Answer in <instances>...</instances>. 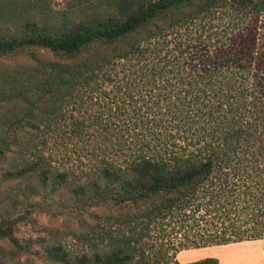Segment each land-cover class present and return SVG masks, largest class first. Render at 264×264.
<instances>
[{
    "label": "trees",
    "instance_id": "16d2710c",
    "mask_svg": "<svg viewBox=\"0 0 264 264\" xmlns=\"http://www.w3.org/2000/svg\"><path fill=\"white\" fill-rule=\"evenodd\" d=\"M100 1L52 20L0 3V57L23 55L0 81V102L15 106L0 122V162L11 153L1 180L21 179L11 206L29 205L13 222L72 213L86 229L76 264H217L176 253L262 238L264 44L254 29L238 38V20L202 37L227 0ZM69 104L86 116L60 132ZM241 168L260 192L239 224L223 191ZM11 223L0 237L21 248ZM169 225L183 234L170 239ZM49 252L71 261L61 245Z\"/></svg>",
    "mask_w": 264,
    "mask_h": 264
},
{
    "label": "rangeland",
    "instance_id": "374dc122",
    "mask_svg": "<svg viewBox=\"0 0 264 264\" xmlns=\"http://www.w3.org/2000/svg\"><path fill=\"white\" fill-rule=\"evenodd\" d=\"M3 1L5 0H0V3ZM96 2H99V0H17L18 8L20 7L19 4L26 6L33 5L32 13L48 20L54 19L57 13H68L78 5H89ZM100 2L105 4L108 0H101ZM216 13L217 15L214 16L212 21L217 25V29L216 26H209L212 21L208 20L207 24L203 20L204 27L198 28L199 31H202V37L204 36L208 40H211L210 37L208 38V35L212 37L218 36V34H213L212 32H219L221 35L226 34L223 31L226 23L238 20L240 26L234 32L237 33L238 38L246 36L248 29H254L260 37L257 42L258 46H261L262 42L264 44V0H227V5L221 9L219 8ZM1 24L3 25L2 22H0ZM5 25H10V23H5ZM196 25L198 27L202 26L199 23ZM1 29L4 28L0 27ZM241 34L243 36H240ZM261 49H264V45H262ZM21 57L23 58V55H18V57H0V81H3L7 77L6 73L9 71L13 72L15 65L21 64V62H13ZM13 107L15 106L9 103L0 102V122L3 120V115L7 112V109L11 110ZM87 107V105L80 107L79 105L69 104L68 113L65 118L66 121L61 120L59 131H67L68 127H71V119L84 116V113L86 116L85 110H87ZM122 119L125 120V116H122ZM132 120L134 119L132 118ZM124 124L122 123V128L125 132L129 131L132 133L133 131L140 130L138 125L129 123L127 126ZM0 132L3 133L4 130L0 128ZM55 133L57 131L54 132V135ZM11 149H13V146ZM10 154V151L7 152L0 162V221L3 219L12 221V234L23 247H17L7 237H0V264H56L50 257L51 253L49 252V249L54 245H61L70 254L71 261L67 264H76L74 261L75 256L80 254L82 250H85L87 246L83 237L86 229L77 223V217L73 216L72 213L57 214L53 217L44 211H31L28 220L13 222L29 205H27V202L22 203V196H19L17 204L11 206L10 198L14 197L16 191H19L18 189L24 187V182L21 179L6 182L1 180L2 173L11 166ZM238 172L237 176H230L229 182L223 192L226 195L225 200L237 203L238 211L233 214L231 213V218H239V224H242L245 222V212H251L249 208H245V205H248V203H246V200L244 201V198L251 199L259 195L260 185L259 183H255V178L249 172L243 171L242 168ZM55 198H58V196L56 195ZM37 199H39L38 195L32 194L30 196V200ZM247 216L250 218V222L247 225L252 224V214ZM229 222L230 219L227 218L226 224H229ZM177 229L178 226H167L166 230L172 232L169 236L170 239L174 240L176 236L183 234V231H178ZM258 239L261 240L264 251V232L262 233V238Z\"/></svg>",
    "mask_w": 264,
    "mask_h": 264
},
{
    "label": "crops",
    "instance_id": "0c3cea01",
    "mask_svg": "<svg viewBox=\"0 0 264 264\" xmlns=\"http://www.w3.org/2000/svg\"><path fill=\"white\" fill-rule=\"evenodd\" d=\"M244 247L254 249L255 264H264L263 244L259 239L182 249L176 253V259L180 263H189L206 257H216L218 259L217 264H231L229 260L231 253ZM231 261H235L234 258Z\"/></svg>",
    "mask_w": 264,
    "mask_h": 264
},
{
    "label": "bare ground",
    "instance_id": "6f19581e",
    "mask_svg": "<svg viewBox=\"0 0 264 264\" xmlns=\"http://www.w3.org/2000/svg\"><path fill=\"white\" fill-rule=\"evenodd\" d=\"M254 254L253 248L244 247L236 250L234 253H231L229 260L231 264H255L256 258L254 257ZM232 258H234L235 261H231Z\"/></svg>",
    "mask_w": 264,
    "mask_h": 264
}]
</instances>
